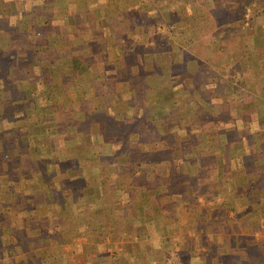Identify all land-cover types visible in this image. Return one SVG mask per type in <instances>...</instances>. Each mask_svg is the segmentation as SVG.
<instances>
[{
  "label": "crops",
  "instance_id": "obj_1",
  "mask_svg": "<svg viewBox=\"0 0 264 264\" xmlns=\"http://www.w3.org/2000/svg\"><path fill=\"white\" fill-rule=\"evenodd\" d=\"M241 1L0 0V264H264V78L180 83Z\"/></svg>",
  "mask_w": 264,
  "mask_h": 264
},
{
  "label": "rangeland",
  "instance_id": "obj_2",
  "mask_svg": "<svg viewBox=\"0 0 264 264\" xmlns=\"http://www.w3.org/2000/svg\"><path fill=\"white\" fill-rule=\"evenodd\" d=\"M216 1L219 3L229 2V0ZM228 10L230 9L226 7H222V9L218 10L219 13L215 23H213L210 28L202 26L199 22H195L196 25L195 23L193 24L192 28L195 31V36L190 39L192 43L190 41L189 44H193L191 46L192 54L193 57L199 59V64L190 72H181L183 80L180 79V83L183 82L185 84L186 82L184 81H190L187 89L196 96V100L198 97L203 98L205 89H209L210 86H212L215 88V93L224 97V100H227L228 97H235V100L237 98V108L239 110L245 105L250 112H257L259 105L257 102L249 105H247L246 102L247 97L250 98L251 94L255 95L263 90V88L261 89V80L264 78V68L256 69L251 67L250 64H252V54H254L256 58H261L260 55L262 51H256V48L264 47V39H252L246 35L243 27H246L250 20H247V22L241 20L239 9H237V13L234 17H232ZM254 11L255 10L251 9L250 12L254 14ZM260 11L262 13H259V16L262 15V21H264V9L257 8L255 14ZM234 19H237V24L233 21ZM249 24L251 27L253 26L251 23ZM231 28H233V35H230ZM180 46L182 45L180 44ZM220 46H226L227 48L223 50ZM186 47H188V45ZM228 53H231L229 56L234 55L239 60L237 61V70L235 71L226 70L222 66L223 62L229 59L226 55ZM240 60H242V63H240ZM256 74H259V76ZM248 77L251 79L253 78L250 86L247 82ZM255 91H257V93H255ZM165 96H169L168 93ZM164 101H167V99ZM164 101L161 103H166Z\"/></svg>",
  "mask_w": 264,
  "mask_h": 264
},
{
  "label": "trees",
  "instance_id": "obj_3",
  "mask_svg": "<svg viewBox=\"0 0 264 264\" xmlns=\"http://www.w3.org/2000/svg\"><path fill=\"white\" fill-rule=\"evenodd\" d=\"M251 3H252L251 0H243V1L240 2V5H239L238 9L240 10V13H241L240 16L242 18L245 17V14L247 13V11H248L249 6H250ZM250 23H252V21H250ZM260 125L262 127H264V124L263 125L260 124Z\"/></svg>",
  "mask_w": 264,
  "mask_h": 264
}]
</instances>
